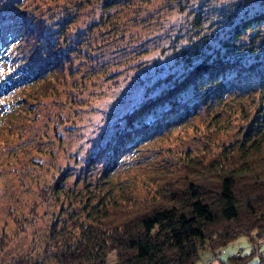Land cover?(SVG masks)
<instances>
[{
  "label": "trees",
  "instance_id": "16d2710c",
  "mask_svg": "<svg viewBox=\"0 0 264 264\" xmlns=\"http://www.w3.org/2000/svg\"><path fill=\"white\" fill-rule=\"evenodd\" d=\"M120 1L131 0L102 3L108 6L106 11L113 12ZM169 2H175L179 12L187 9L176 0ZM24 8L9 20L2 21L0 16V123L11 121L17 103L22 101L18 96L27 86L29 91L41 94L55 80L73 75L69 48L76 45L80 34L83 36L86 24L96 22L92 17L69 28L66 23L70 15L64 18L53 12L60 17L51 19L48 26L39 16L29 17ZM229 15L226 25L205 29L203 8L191 9V17L180 19L179 31L159 34V28L156 35L166 37L156 52L158 59L134 60L140 68L147 63H163L164 59L178 62L172 71L146 86L145 96L137 104L115 117L109 125V129L113 127L110 135L89 153L85 165L90 168L101 160V172L94 180L84 178L80 190L68 193L82 204L84 220L76 224L75 243L64 244L56 253L55 264H108L110 251L116 256L113 264H196L207 247L217 253L241 235L253 242L264 230V40L255 39L261 33L258 28L264 23V9ZM104 23V31H114L115 37L130 36L116 33L120 23L112 18ZM102 33L96 32L85 46L76 48L88 58L87 72L120 60L125 52L124 45L117 44L100 59L92 48ZM131 39H135V33ZM125 62L133 65L132 61ZM245 94H251L257 106L254 112L242 108L240 116L249 120V126L222 158L207 162L208 153H186L180 166H165L152 175L154 184H162L154 194L143 198L125 196L119 200L107 198L100 191L102 184L109 183L113 169L140 142L156 139L157 133L174 124H192L191 115L202 105L209 108L221 104L228 95L240 98ZM213 126L215 130L234 128L222 121ZM68 173L62 171L59 177ZM60 184V179L54 182L55 191ZM2 246L0 242V251ZM253 257L250 251L231 255L230 259L235 264L264 263V254L256 261ZM13 264L36 262L18 259Z\"/></svg>",
  "mask_w": 264,
  "mask_h": 264
},
{
  "label": "rangeland",
  "instance_id": "374dc122",
  "mask_svg": "<svg viewBox=\"0 0 264 264\" xmlns=\"http://www.w3.org/2000/svg\"><path fill=\"white\" fill-rule=\"evenodd\" d=\"M102 2L0 0L2 21L9 20L23 6H26L24 9L28 10L29 17L39 16L48 26L51 19L60 17L53 12L64 18L69 14L66 23L69 28L92 17L96 21L86 24L83 36H79V44L69 48L73 53V75L55 80L53 86L41 94L29 91L27 86L18 96L22 101L17 103L11 121L4 119L0 123V242L3 244L0 264H13L18 259L55 264V255L61 247L75 243L76 224L84 220V213L82 204L70 198L68 193L80 190L84 178L94 180L102 168L101 160L90 168L85 165V160L110 135L113 127L109 129V125L115 117L137 104L145 96L146 86L172 71L178 62L174 58L164 59L163 63H147L140 68L134 61L137 58L158 59L156 52L166 37L156 35L159 28H162L159 34L165 30L167 35L179 31L180 19L191 17V9L199 7L203 8L205 29H214L221 23L226 25L229 14L264 9V0H176V3L187 6L183 12H179L178 5L169 0H131L117 2L113 12H108V6ZM111 18L114 23H120L116 33L130 36L115 37L114 31H104L107 24L104 22ZM260 25L261 33L255 39L263 41L264 23ZM100 30L103 33L95 38L94 43H97L92 48L100 59L117 44L124 45L125 52L120 54V60L105 63L101 69L88 73V58L77 53L76 48L85 46L87 40ZM134 33L135 39L129 40ZM145 36L150 37L145 39ZM64 41L68 42V38ZM123 56L124 60L121 59ZM127 60L133 65L127 66ZM140 75L145 79L137 78ZM250 95L240 98L228 95L221 104L209 108L202 105L191 115L192 124H174L157 133L156 139L151 137L146 143L140 142L138 148L126 154L113 169L109 183L102 184L100 191L107 198L119 200L125 196L143 198L154 194L162 184H154L150 180L152 175L165 166H180L186 153H208L207 162L222 158L230 146L242 139L249 126V120L240 115L242 108H252L254 112L257 101H253ZM216 121L231 124L234 128L215 130L213 124ZM62 171L69 173L61 179ZM59 179L61 188L55 191L53 185ZM206 249L196 264H235L231 255L240 256L250 251L254 256L252 260L256 261L264 254V230L253 242L248 236L241 235L220 252ZM115 258L114 251H110L106 261L113 264Z\"/></svg>",
  "mask_w": 264,
  "mask_h": 264
}]
</instances>
